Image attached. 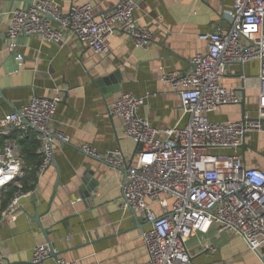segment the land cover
I'll list each match as a JSON object with an SVG mask.
<instances>
[{"label": "crops", "instance_id": "1", "mask_svg": "<svg viewBox=\"0 0 264 264\" xmlns=\"http://www.w3.org/2000/svg\"><path fill=\"white\" fill-rule=\"evenodd\" d=\"M31 1L0 0V118L32 95L50 96L59 89L62 100L52 127L63 131L69 140L55 141L53 161L42 173L37 172L32 157L21 158L19 181L23 179L32 187L20 199L14 221L3 219L0 211V253L10 264H29L33 247L48 242L58 257L81 264H141L148 255L138 226L146 228L148 223L142 215L120 207L123 171L84 154L79 146L87 143L99 153L116 147L134 153L136 144L124 135L122 120L107 110L122 92L145 97L138 113L154 126L176 124L181 117L179 97L161 77L170 71H188L191 57L206 50L203 35L229 30L226 12L234 0H136L135 17L154 33L145 50L136 48L122 31L107 40L106 56L83 47L66 33L63 47L37 35L22 34L17 43L21 58H17L7 47L5 12L26 7ZM52 1L63 11L72 3H89L96 15H101L119 0ZM258 74V62L230 65L220 83L237 92L240 101L219 106L209 114L210 119L236 121L244 114L256 118ZM5 132L2 141H19L15 131L7 128ZM31 135L36 139L35 132L28 138ZM239 151L247 166L264 171V130L246 134ZM90 184V198H84L81 186ZM154 210L159 211L157 206ZM207 237L197 235L187 241L189 264H259L237 235L213 232ZM207 241L215 246L213 253L203 246Z\"/></svg>", "mask_w": 264, "mask_h": 264}, {"label": "built area", "instance_id": "2", "mask_svg": "<svg viewBox=\"0 0 264 264\" xmlns=\"http://www.w3.org/2000/svg\"><path fill=\"white\" fill-rule=\"evenodd\" d=\"M137 5L136 0H119L109 12L96 15L89 3H72L63 11L52 0H32L26 7L5 12L7 47L21 58L17 53L20 35H37L63 47L68 34L106 56L107 40L122 31L136 48L145 50L154 33L149 25L138 22ZM226 17L229 30L203 35L206 50L191 57L188 71H170L161 77L179 97L181 117L176 124L154 126L138 113L145 97L122 92L107 110L122 120L124 135L136 144L134 153L119 147L99 153L87 143L79 146L84 154L123 171L120 207L142 215L148 223L139 230L148 255L141 264H189L187 241L197 235L208 238L213 232L237 235L264 264V171L247 166L239 151L246 134L264 130V0H234ZM248 62L259 64L256 118L244 114L236 121L211 120L209 114L219 106L239 103L237 92L224 87L220 79L230 65ZM61 100L59 89L50 96L32 95L0 118V190L10 184L17 187L1 211L3 219H16L20 199L28 192L19 181L23 162L18 141H2L1 136L7 128L20 139L35 132L36 153L41 157L37 172L42 173L53 161L55 141L69 140L52 127ZM203 246L215 251L210 241ZM53 251L48 242L36 244L29 264H81L53 257ZM0 264H10L1 253Z\"/></svg>", "mask_w": 264, "mask_h": 264}, {"label": "trees", "instance_id": "3", "mask_svg": "<svg viewBox=\"0 0 264 264\" xmlns=\"http://www.w3.org/2000/svg\"><path fill=\"white\" fill-rule=\"evenodd\" d=\"M18 146L20 157L25 159H29L30 157H32L34 160L33 164H35L37 167L41 162V157L40 155L36 154V149L39 146V141L35 139V135H31V138L25 136L19 139ZM20 182L22 184L23 191H28V189L32 187L31 185H28V183H26L23 179H21ZM5 189L6 190L3 192V194H5V197L3 201L0 202V211L10 200L12 195L17 191V187L13 184H10Z\"/></svg>", "mask_w": 264, "mask_h": 264}, {"label": "water", "instance_id": "4", "mask_svg": "<svg viewBox=\"0 0 264 264\" xmlns=\"http://www.w3.org/2000/svg\"><path fill=\"white\" fill-rule=\"evenodd\" d=\"M0 94H1V91H0ZM241 104H242V102H241ZM242 145H243V142H242ZM91 191H92V185L91 184L90 185H84V186L82 185L81 186L80 194L82 196H84V198H90V192ZM132 213L134 215V212H132ZM33 218H34V220H38L37 215H35ZM138 228L141 229L142 227L141 226H138ZM49 245H50V243H49ZM50 248L53 250V248H52L51 245H50ZM52 255H53V257H56L57 256L56 252H54V251H53Z\"/></svg>", "mask_w": 264, "mask_h": 264}, {"label": "rangeland", "instance_id": "5", "mask_svg": "<svg viewBox=\"0 0 264 264\" xmlns=\"http://www.w3.org/2000/svg\"><path fill=\"white\" fill-rule=\"evenodd\" d=\"M4 197H5V194H3V195L0 197V202L3 201Z\"/></svg>", "mask_w": 264, "mask_h": 264}]
</instances>
